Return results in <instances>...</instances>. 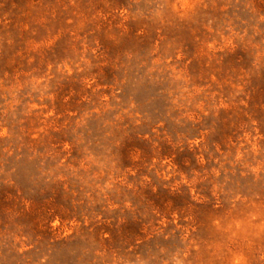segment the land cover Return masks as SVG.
Masks as SVG:
<instances>
[{
  "label": "rangeland",
  "instance_id": "374dc122",
  "mask_svg": "<svg viewBox=\"0 0 264 264\" xmlns=\"http://www.w3.org/2000/svg\"><path fill=\"white\" fill-rule=\"evenodd\" d=\"M0 264H264V0H0Z\"/></svg>",
  "mask_w": 264,
  "mask_h": 264
}]
</instances>
